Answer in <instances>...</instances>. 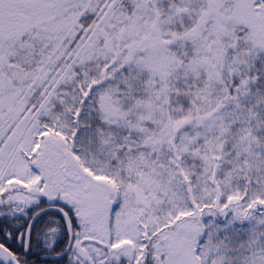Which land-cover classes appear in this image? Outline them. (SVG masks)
<instances>
[{
  "label": "snow or ice",
  "instance_id": "obj_1",
  "mask_svg": "<svg viewBox=\"0 0 264 264\" xmlns=\"http://www.w3.org/2000/svg\"><path fill=\"white\" fill-rule=\"evenodd\" d=\"M0 264H264V0H0Z\"/></svg>",
  "mask_w": 264,
  "mask_h": 264
}]
</instances>
